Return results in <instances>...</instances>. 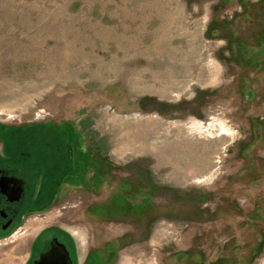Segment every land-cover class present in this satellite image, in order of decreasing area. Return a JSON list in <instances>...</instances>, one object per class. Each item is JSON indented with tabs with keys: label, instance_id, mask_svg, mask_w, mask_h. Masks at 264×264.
Segmentation results:
<instances>
[{
	"label": "rangeland",
	"instance_id": "374dc122",
	"mask_svg": "<svg viewBox=\"0 0 264 264\" xmlns=\"http://www.w3.org/2000/svg\"><path fill=\"white\" fill-rule=\"evenodd\" d=\"M41 122L72 167L0 264H264V0H0V147Z\"/></svg>",
	"mask_w": 264,
	"mask_h": 264
},
{
	"label": "flooded vegetation",
	"instance_id": "af4514ba",
	"mask_svg": "<svg viewBox=\"0 0 264 264\" xmlns=\"http://www.w3.org/2000/svg\"><path fill=\"white\" fill-rule=\"evenodd\" d=\"M11 127L12 132L3 133L5 144L0 147V234L2 235L14 232L34 208L38 206L43 208L53 203L55 197L49 198V189L54 193V190L60 188L65 176L61 174L59 177L58 174L72 167L70 158L73 151L67 148L68 136L58 132L49 123ZM54 130L57 133H52ZM10 133H14L15 136L10 137ZM65 162L69 163L70 167L58 172L57 170L63 167ZM39 177H42L43 186L34 194L33 189L38 187ZM20 185L22 187L20 199L11 200L4 190L15 191ZM60 229L63 232L61 234L70 235L68 230ZM61 234L51 226L49 236L44 237L42 250H36V255L29 259L30 264L39 263L41 256L46 254L55 256L60 264H70V262L75 264L70 243Z\"/></svg>",
	"mask_w": 264,
	"mask_h": 264
},
{
	"label": "water",
	"instance_id": "95a60500",
	"mask_svg": "<svg viewBox=\"0 0 264 264\" xmlns=\"http://www.w3.org/2000/svg\"><path fill=\"white\" fill-rule=\"evenodd\" d=\"M20 184H21V181H20ZM4 191L9 196V198L11 200H13V201L14 200H19L20 197H21L22 187L20 185L18 188H16L15 191H10L8 189H6ZM63 248H65V251H67L66 247L63 246ZM37 264H60V263L58 262V259L55 256H53L51 254H49V256H48L46 254V255L41 256V260ZM70 264H71V262H70Z\"/></svg>",
	"mask_w": 264,
	"mask_h": 264
},
{
	"label": "trees",
	"instance_id": "16d2710c",
	"mask_svg": "<svg viewBox=\"0 0 264 264\" xmlns=\"http://www.w3.org/2000/svg\"><path fill=\"white\" fill-rule=\"evenodd\" d=\"M69 167H70L69 163H66V162H65L64 166L61 167V168H60L59 170H57V171L60 172V171H63V170H67ZM68 171H69V170H68ZM66 172H67V171H66ZM54 193H56V192H54Z\"/></svg>",
	"mask_w": 264,
	"mask_h": 264
}]
</instances>
